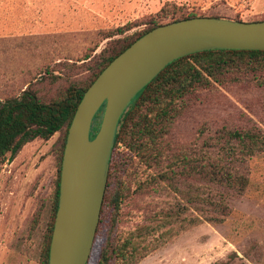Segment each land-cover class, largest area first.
Here are the masks:
<instances>
[{"label": "rangeland", "instance_id": "obj_1", "mask_svg": "<svg viewBox=\"0 0 264 264\" xmlns=\"http://www.w3.org/2000/svg\"><path fill=\"white\" fill-rule=\"evenodd\" d=\"M159 15L258 22L264 0H0V100L30 89L49 102L68 87L81 89L104 55ZM221 130L264 134V73L196 90L182 103L167 141L191 156L213 154L210 139ZM63 142L62 132L35 139L1 163L0 264H40ZM239 173L247 187L227 194L222 223L192 226L138 264H264V150L241 163ZM196 184L183 178L180 191L191 196ZM139 187L131 182L121 233L170 203L186 205L166 185ZM185 208L189 217L198 215L194 205ZM102 241L94 240L88 264L96 263Z\"/></svg>", "mask_w": 264, "mask_h": 264}, {"label": "trees", "instance_id": "obj_2", "mask_svg": "<svg viewBox=\"0 0 264 264\" xmlns=\"http://www.w3.org/2000/svg\"><path fill=\"white\" fill-rule=\"evenodd\" d=\"M195 17L203 16L168 18L159 15L133 40L113 47L104 55L93 69L90 80L79 90L68 87L49 102L30 89L0 100V165L6 155L14 156L27 142L48 140L57 132H62L65 140L83 93L115 57L152 29ZM261 73H264V51L214 50L194 53L168 64L132 100L119 121L109 160L95 234V239L101 236L103 241L95 264H138L182 231L204 221H224L227 194L240 195L248 184L247 179L239 173V167L264 150V134L255 130H221L210 139L212 145L209 148H214L213 154L199 151L193 156L175 149L167 139L182 103L196 90L210 89L213 84L224 86ZM102 113L103 107L93 119L90 140L95 137ZM186 177H192L197 183L193 185L195 189H190L193 191L191 196L188 192L184 194L180 191L181 181ZM133 180L139 184V189L166 185L168 191L184 198L186 205H194L198 215L189 217L185 213L186 205L170 203L166 209L147 214V223L127 232H119L122 207ZM58 186L59 174L40 264L48 263L49 243L58 205Z\"/></svg>", "mask_w": 264, "mask_h": 264}, {"label": "water", "instance_id": "obj_3", "mask_svg": "<svg viewBox=\"0 0 264 264\" xmlns=\"http://www.w3.org/2000/svg\"><path fill=\"white\" fill-rule=\"evenodd\" d=\"M214 50L264 51V21L195 17L158 26L115 57L83 93L63 148L47 264L88 263L116 131L128 105L168 64Z\"/></svg>", "mask_w": 264, "mask_h": 264}]
</instances>
